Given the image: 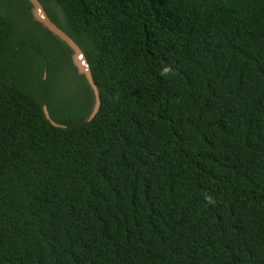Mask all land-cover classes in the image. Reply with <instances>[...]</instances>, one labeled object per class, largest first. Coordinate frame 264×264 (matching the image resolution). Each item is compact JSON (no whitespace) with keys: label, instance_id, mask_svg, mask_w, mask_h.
Instances as JSON below:
<instances>
[{"label":"trees","instance_id":"obj_1","mask_svg":"<svg viewBox=\"0 0 264 264\" xmlns=\"http://www.w3.org/2000/svg\"><path fill=\"white\" fill-rule=\"evenodd\" d=\"M40 1L101 107L0 0V264H264V0Z\"/></svg>","mask_w":264,"mask_h":264},{"label":"water","instance_id":"obj_2","mask_svg":"<svg viewBox=\"0 0 264 264\" xmlns=\"http://www.w3.org/2000/svg\"><path fill=\"white\" fill-rule=\"evenodd\" d=\"M29 1L33 6L32 10L34 16L37 17L50 32H52L55 36H57L61 41L66 43L72 50L73 63L79 69L80 73L85 75L88 83L90 84L94 92L95 102L92 111L88 117L89 120L93 119L101 107V99H100L98 87L95 83L92 74V70L90 68L88 60L82 48L66 31H64L59 25H57V23H55L51 19L46 8L44 7L43 3L40 0H29ZM44 112L46 118L50 119L51 117L49 115V111L46 106H44ZM52 122L55 124L53 120Z\"/></svg>","mask_w":264,"mask_h":264},{"label":"rangeland","instance_id":"obj_3","mask_svg":"<svg viewBox=\"0 0 264 264\" xmlns=\"http://www.w3.org/2000/svg\"><path fill=\"white\" fill-rule=\"evenodd\" d=\"M20 7L21 8H19L18 9V17H19V19H20V22H22L21 20L24 18V16H25V14H24V9H25V5H24V2H22L21 4H20ZM23 9V10H22ZM37 31H41V28L40 27H38V28H35Z\"/></svg>","mask_w":264,"mask_h":264},{"label":"bare ground","instance_id":"obj_4","mask_svg":"<svg viewBox=\"0 0 264 264\" xmlns=\"http://www.w3.org/2000/svg\"><path fill=\"white\" fill-rule=\"evenodd\" d=\"M99 91V90H98ZM93 94H94V92H93ZM94 102H95V98H94ZM94 106V105H93Z\"/></svg>","mask_w":264,"mask_h":264}]
</instances>
